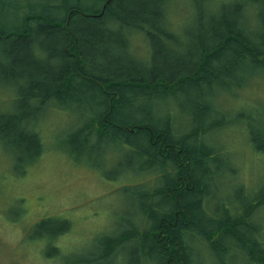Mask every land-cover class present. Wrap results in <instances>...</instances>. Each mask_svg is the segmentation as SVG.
<instances>
[{
  "label": "trees",
  "instance_id": "1",
  "mask_svg": "<svg viewBox=\"0 0 264 264\" xmlns=\"http://www.w3.org/2000/svg\"><path fill=\"white\" fill-rule=\"evenodd\" d=\"M260 80L264 0H0V93L17 100L11 110L0 102V140L28 138L38 149L30 166L44 150L35 118L66 113L74 150L95 137L144 158L126 167L152 178L139 205L158 196L164 207L131 222L141 264H194L192 245L264 264V173L243 184L234 168L219 191L230 128L246 120L264 159V125L224 107Z\"/></svg>",
  "mask_w": 264,
  "mask_h": 264
},
{
  "label": "rangeland",
  "instance_id": "2",
  "mask_svg": "<svg viewBox=\"0 0 264 264\" xmlns=\"http://www.w3.org/2000/svg\"><path fill=\"white\" fill-rule=\"evenodd\" d=\"M11 91L4 88L0 93L7 110L17 105ZM241 95L238 101L228 97L227 111L251 115L256 125H264V82H256ZM177 118L176 125L185 129L187 121ZM35 119L42 123L44 150L32 165H25L27 158L38 149L28 138L17 139L25 145L0 140V264H141L130 225L145 220L136 193L152 178L126 167L142 168L144 163L129 150L95 138L74 150L77 143L68 141L76 123L71 114L42 112ZM247 124L243 120L230 128L222 140L226 151L219 177L221 193L228 190L227 177H236L234 168L243 184L256 183L264 173V159L249 143ZM121 169L126 171L118 176ZM53 241L56 246L50 244ZM191 247L194 264H249L236 249L220 257L199 245ZM107 248L113 250L110 255H105Z\"/></svg>",
  "mask_w": 264,
  "mask_h": 264
},
{
  "label": "bare ground",
  "instance_id": "3",
  "mask_svg": "<svg viewBox=\"0 0 264 264\" xmlns=\"http://www.w3.org/2000/svg\"><path fill=\"white\" fill-rule=\"evenodd\" d=\"M17 2H18V0H11L12 4H16ZM37 9H39V8H37ZM44 9H45V14L44 15L48 14V16H52L54 18L57 17L59 19H61L62 17L63 18L67 17V12L66 13L65 12L56 13V10H52L51 8H48V9L44 8ZM95 124H97V123L95 122ZM92 138H95V137H92ZM77 148H83V146H78ZM173 157L175 158V156H173ZM158 159H159V157H158ZM161 159H163V158L161 157ZM139 160H140L141 163L142 162L144 163V158L139 157ZM180 163H182V162H180ZM143 174H144L143 172H138L137 173V175H143ZM140 207H142L141 209L145 212V214H147V212H150V210H154L155 212L161 211L163 209V207H164V203L162 202L160 197L156 196L154 201L151 204L145 205V207L140 205Z\"/></svg>",
  "mask_w": 264,
  "mask_h": 264
}]
</instances>
